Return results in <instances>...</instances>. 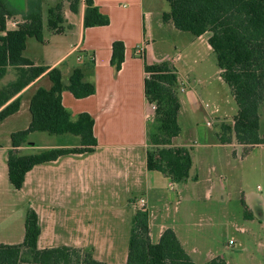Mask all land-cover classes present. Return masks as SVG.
I'll return each mask as SVG.
<instances>
[{"label": "crops", "instance_id": "0c3cea01", "mask_svg": "<svg viewBox=\"0 0 264 264\" xmlns=\"http://www.w3.org/2000/svg\"><path fill=\"white\" fill-rule=\"evenodd\" d=\"M11 1L19 13L8 19L9 30L16 29L28 11V0ZM61 1L64 3V31L58 32L49 25L48 9ZM155 1L151 0V3ZM46 2L49 5L46 6L44 0L43 40H32L33 37H29L24 56L36 65L60 67L66 84L75 67L94 59V72L86 80L96 84V93L79 99L65 90L62 97L64 106L75 118L81 112H89L94 117V134L98 145L92 153L65 155L55 161L34 166L27 173L23 188L16 189L9 179L11 134L30 126L31 98L38 88H51L52 81L45 73L16 96L21 97L19 111L0 123V128H6L7 136V140L0 139V244L24 241L26 217L32 208L38 213L42 227L39 248L61 245L82 249L90 247L94 248L95 256L107 264H116L112 259L117 256L124 257L119 264H127L129 249L119 253L114 236L118 232L120 220L124 222L131 209L134 217L139 209V201L144 199L152 241L158 242L163 231L172 228L194 261L205 264L214 256L208 253L206 261L198 262L196 256L201 255L202 250L198 246L188 249L179 233L181 222L190 228L194 225L193 211L181 204L189 201L191 190L195 187L191 185L199 182L198 175L190 170L188 180L178 183L165 173L150 170L147 166L150 147L148 130L154 116V107L145 94V65L146 61L156 63L159 62L158 58H164L176 67L179 84L183 83L186 87L185 92L179 94L180 126L182 117L193 120L199 113L203 114L208 127L213 126L212 120L216 118L234 121L239 106L232 88L222 77L218 63L215 74L207 77L206 67L201 66L204 61L196 70L187 62L190 54H198L205 49L213 51L209 43L211 32L195 36L177 29L173 21L163 19L164 12L170 11L171 5L170 10L156 13L154 7L147 4L148 0H94L101 11L110 17V24L88 28L84 27L85 0H82L78 12L70 9L68 0ZM115 40H122L126 46L125 61L120 70L111 63L112 44ZM180 42L188 51L185 56L182 51H177L175 56L158 52L160 48L170 45L178 48ZM140 47L143 48V54L138 52ZM158 53L161 57H158ZM17 77V69L9 67L5 77L0 80V89ZM260 123L263 136L261 113ZM217 138L219 140L218 135ZM236 141L233 137L231 143L222 144L245 148L264 147V144L244 145ZM187 142L182 132L173 139L174 146L188 147L190 144ZM80 146L79 136L36 131L28 136L20 150L24 154H33L51 148ZM103 181L111 184V196H108L111 199H107V203L105 196L100 200ZM213 187L211 185L207 188V198L212 197ZM249 205L250 210H253L251 203ZM260 205L259 214L264 230V200L260 201ZM251 216L255 217L254 213ZM239 229L248 232L245 227ZM78 232L82 237H78ZM229 244H234L233 239ZM258 246L261 247L259 257L264 262V239L259 241Z\"/></svg>", "mask_w": 264, "mask_h": 264}, {"label": "trees", "instance_id": "16d2710c", "mask_svg": "<svg viewBox=\"0 0 264 264\" xmlns=\"http://www.w3.org/2000/svg\"><path fill=\"white\" fill-rule=\"evenodd\" d=\"M168 1L171 10L164 12V21H173L177 29L195 36L211 32L209 43L216 54L222 77L232 88L239 106L234 123L222 125L224 135H219V140L231 143L233 136L240 144H264V135L260 133V108L264 104V0ZM43 2L28 0L24 21L16 29L9 30L8 19L19 12L9 0H0V32L4 33L0 34V80L5 77L9 67H15L18 71L16 80L0 89V123L19 111L21 97L16 96L25 87L45 73L52 81L51 88L40 87L31 98L30 126L11 134L9 179L16 189L23 188L26 175L34 166L65 155L92 153L98 145L94 134V117L89 112H81L75 118L64 106L62 97L65 90L79 99L96 93V84L86 80L94 72V59L75 67L66 84L60 67L36 65L24 56L29 37L43 40ZM68 2L73 12L79 11L82 0ZM85 3V28L110 24V17L101 11L94 0H85ZM63 8L64 3L61 1L48 9L49 25L58 32L64 31ZM125 50L122 40L113 42L111 63L117 70L122 68L125 61ZM145 70V94L148 102L155 106L148 130V169L163 172L174 182L183 183L190 177L192 154L188 147L173 145V139L182 132L177 69L170 61H146ZM36 131L79 136L81 146L22 153L20 147ZM227 133L231 136L226 137ZM25 227L23 242L0 244V264H107L95 258L91 251L82 248L67 245L39 248L42 227L38 213L32 208L28 210ZM127 264L197 263L187 253L172 228L165 229L159 241L153 242L148 212L138 209L133 217ZM205 264L229 263L216 256Z\"/></svg>", "mask_w": 264, "mask_h": 264}, {"label": "rangeland", "instance_id": "374dc122", "mask_svg": "<svg viewBox=\"0 0 264 264\" xmlns=\"http://www.w3.org/2000/svg\"><path fill=\"white\" fill-rule=\"evenodd\" d=\"M45 4L49 5L46 0ZM147 4L153 6L156 13L170 10L167 0H156L153 4L151 0H148ZM32 40H36V38L33 37ZM181 44L183 43L178 44V48L172 45L164 47L165 49L160 48L158 52H166L168 55L175 56L177 51H182L185 56L188 51ZM157 60L159 62L156 63L165 61L164 58ZM202 61H204V65H201ZM187 62L194 66L195 70L199 65L206 67L207 77L213 76L217 71L216 54L207 49L198 54H190ZM177 88L180 94L185 92L186 87L180 83ZM234 106L237 109L235 101ZM260 113L264 132V104ZM197 116L193 120L182 117L181 124L182 135L188 141L187 144H190L188 148L192 154L191 172L198 175L199 182L196 185H191L195 187L191 190L189 201H183L181 204L182 207L190 208L193 211L194 225L190 228L181 222L180 237L187 244L188 249L198 246L202 250L201 255L196 256L200 263L206 261L208 253H211L212 256H220L231 264H264L259 257L261 247L258 246L259 241L264 239L262 237L263 220L259 214L260 201L264 200V147L249 146L245 148L238 145L222 144L217 138V135H224L222 125L233 124L234 121L216 118L212 120L213 126L208 127L203 119V114L199 113ZM210 117L208 116V118ZM230 136L231 134H226V137ZM0 139L7 140L5 127L0 128ZM211 185H214L212 197L207 198L206 191ZM110 187L109 182L103 181V195L100 194V200L105 196L106 203L107 199H111L108 198L111 196ZM249 203L253 210H250ZM104 210L108 211L107 207H104ZM252 213L255 217L251 216ZM132 224L133 211L131 209V213L127 214L125 221L120 220L117 226L118 232L114 236L117 250L121 254L129 249ZM241 227H245L248 232H241L239 229ZM88 233L89 231H87ZM78 234V237H82L79 232ZM231 239L234 241L232 245L229 244ZM85 249L93 252L96 257L94 248ZM98 259L101 260V258ZM123 259V256H117L112 261L119 264V261L122 262Z\"/></svg>", "mask_w": 264, "mask_h": 264}, {"label": "built area", "instance_id": "2783aa9c", "mask_svg": "<svg viewBox=\"0 0 264 264\" xmlns=\"http://www.w3.org/2000/svg\"><path fill=\"white\" fill-rule=\"evenodd\" d=\"M138 52H140L141 54H143V48L140 47L139 50H138ZM153 107L155 108L154 105H153ZM139 209H146V202H145L144 199H141V200L139 201ZM231 243H232V241H231Z\"/></svg>", "mask_w": 264, "mask_h": 264}]
</instances>
